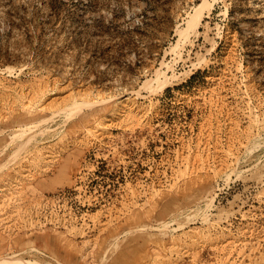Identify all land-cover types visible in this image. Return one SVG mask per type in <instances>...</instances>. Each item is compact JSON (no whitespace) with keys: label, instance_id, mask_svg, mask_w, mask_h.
Returning a JSON list of instances; mask_svg holds the SVG:
<instances>
[{"label":"rangeland","instance_id":"1","mask_svg":"<svg viewBox=\"0 0 264 264\" xmlns=\"http://www.w3.org/2000/svg\"><path fill=\"white\" fill-rule=\"evenodd\" d=\"M0 264H264V0H0Z\"/></svg>","mask_w":264,"mask_h":264},{"label":"bare ground","instance_id":"2","mask_svg":"<svg viewBox=\"0 0 264 264\" xmlns=\"http://www.w3.org/2000/svg\"><path fill=\"white\" fill-rule=\"evenodd\" d=\"M202 4V3H201ZM201 4H198L196 7H195V10L193 11L192 15H191V19H190V26L191 25H198L201 20L203 19V16H204V6H202Z\"/></svg>","mask_w":264,"mask_h":264}]
</instances>
